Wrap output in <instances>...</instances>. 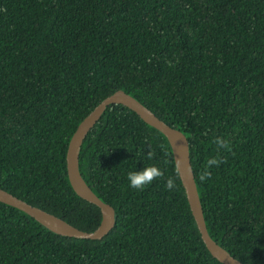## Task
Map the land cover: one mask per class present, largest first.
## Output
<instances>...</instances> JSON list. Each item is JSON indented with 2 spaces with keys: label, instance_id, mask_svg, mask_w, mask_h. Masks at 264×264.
I'll list each match as a JSON object with an SVG mask.
<instances>
[{
  "label": "trees",
  "instance_id": "16d2710c",
  "mask_svg": "<svg viewBox=\"0 0 264 264\" xmlns=\"http://www.w3.org/2000/svg\"><path fill=\"white\" fill-rule=\"evenodd\" d=\"M116 89L183 131L208 233L264 264V0H0V187L93 230L100 209L71 187L66 150ZM212 157L223 163L202 183ZM149 165L164 175L129 187L126 174ZM79 170L114 207L113 228L61 235L0 201V264H224L201 238L166 136L127 106L108 105Z\"/></svg>",
  "mask_w": 264,
  "mask_h": 264
},
{
  "label": "water",
  "instance_id": "95a60500",
  "mask_svg": "<svg viewBox=\"0 0 264 264\" xmlns=\"http://www.w3.org/2000/svg\"><path fill=\"white\" fill-rule=\"evenodd\" d=\"M112 103H121L127 106L143 121L155 127L166 136L171 146L174 163L185 189L192 215L207 249L216 259L224 264H244L227 249L217 243L208 233L190 162L188 137L180 129L167 124L147 106L123 89H116L96 104L78 123L67 145L66 170L71 187L80 197L99 207L101 212V220L93 230L80 229L62 217L32 205L1 187L0 201L24 211L40 224L58 234L85 239H101L105 236L115 224V210L111 204L103 201L82 177L79 170V151L87 133L96 124L108 105Z\"/></svg>",
  "mask_w": 264,
  "mask_h": 264
},
{
  "label": "clouds",
  "instance_id": "9594fccd",
  "mask_svg": "<svg viewBox=\"0 0 264 264\" xmlns=\"http://www.w3.org/2000/svg\"><path fill=\"white\" fill-rule=\"evenodd\" d=\"M217 149H227L229 147V142L221 137H217L214 140ZM153 154L149 152L147 154L148 159H152ZM223 163L222 159L216 157L209 158L204 166V170L201 172L199 179L203 183L206 181L210 175V169L212 167H218ZM164 175L163 171L156 165H149L142 168L140 171H129L126 174V179L128 186L139 191H143L146 186L150 185L155 179L160 178ZM165 187L168 190H172L176 187V183L172 178L167 179L165 182Z\"/></svg>",
  "mask_w": 264,
  "mask_h": 264
}]
</instances>
